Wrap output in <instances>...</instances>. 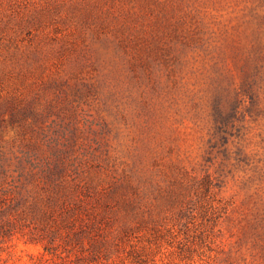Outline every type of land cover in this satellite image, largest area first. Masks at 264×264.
Segmentation results:
<instances>
[{
    "label": "rangeland",
    "instance_id": "obj_1",
    "mask_svg": "<svg viewBox=\"0 0 264 264\" xmlns=\"http://www.w3.org/2000/svg\"><path fill=\"white\" fill-rule=\"evenodd\" d=\"M0 221V264H264V0H0Z\"/></svg>",
    "mask_w": 264,
    "mask_h": 264
},
{
    "label": "trees",
    "instance_id": "obj_2",
    "mask_svg": "<svg viewBox=\"0 0 264 264\" xmlns=\"http://www.w3.org/2000/svg\"><path fill=\"white\" fill-rule=\"evenodd\" d=\"M10 228H9V222L7 221H0V237L1 236H6L8 234H11ZM1 250V248H0ZM53 250V248H44L45 252H48L49 254H53L51 251Z\"/></svg>",
    "mask_w": 264,
    "mask_h": 264
}]
</instances>
